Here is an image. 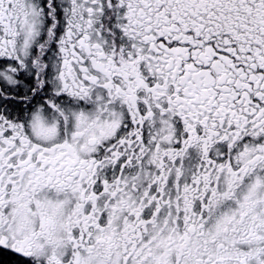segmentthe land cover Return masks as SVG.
Returning a JSON list of instances; mask_svg holds the SVG:
<instances>
[{"label": "flooded vegetation", "instance_id": "flooded-vegetation-1", "mask_svg": "<svg viewBox=\"0 0 264 264\" xmlns=\"http://www.w3.org/2000/svg\"><path fill=\"white\" fill-rule=\"evenodd\" d=\"M0 264H264V0H0Z\"/></svg>", "mask_w": 264, "mask_h": 264}, {"label": "rangeland", "instance_id": "rangeland-1", "mask_svg": "<svg viewBox=\"0 0 264 264\" xmlns=\"http://www.w3.org/2000/svg\"><path fill=\"white\" fill-rule=\"evenodd\" d=\"M29 19H31V17H28V18H27V22H28Z\"/></svg>", "mask_w": 264, "mask_h": 264}]
</instances>
